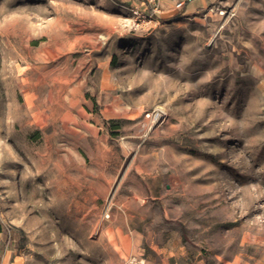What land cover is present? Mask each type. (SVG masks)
<instances>
[{
    "label": "rangeland",
    "instance_id": "374dc122",
    "mask_svg": "<svg viewBox=\"0 0 264 264\" xmlns=\"http://www.w3.org/2000/svg\"><path fill=\"white\" fill-rule=\"evenodd\" d=\"M0 221L27 264H264V0H0Z\"/></svg>",
    "mask_w": 264,
    "mask_h": 264
},
{
    "label": "crops",
    "instance_id": "0c3cea01",
    "mask_svg": "<svg viewBox=\"0 0 264 264\" xmlns=\"http://www.w3.org/2000/svg\"><path fill=\"white\" fill-rule=\"evenodd\" d=\"M4 224L0 221V264H27L26 255L23 253L21 247H11L8 246L6 241L9 237V232H5ZM15 241H17V236H15ZM175 247V246H174ZM180 252L170 253L169 263L177 264L178 260L186 264L191 263L188 254L186 255L185 248L179 247ZM181 257V259L179 258Z\"/></svg>",
    "mask_w": 264,
    "mask_h": 264
},
{
    "label": "built area",
    "instance_id": "2783aa9c",
    "mask_svg": "<svg viewBox=\"0 0 264 264\" xmlns=\"http://www.w3.org/2000/svg\"><path fill=\"white\" fill-rule=\"evenodd\" d=\"M183 5V3H181V4H179L178 6L180 7V6H182ZM162 115H163V112H159V113H157L156 114V118H158V117H162ZM148 117H150V115L148 114Z\"/></svg>",
    "mask_w": 264,
    "mask_h": 264
},
{
    "label": "trees",
    "instance_id": "16d2710c",
    "mask_svg": "<svg viewBox=\"0 0 264 264\" xmlns=\"http://www.w3.org/2000/svg\"><path fill=\"white\" fill-rule=\"evenodd\" d=\"M183 9H185V6H184ZM183 11H185V10H183ZM105 123H106V125H108V126L110 125L109 122H105ZM110 127H111V126H110Z\"/></svg>",
    "mask_w": 264,
    "mask_h": 264
}]
</instances>
